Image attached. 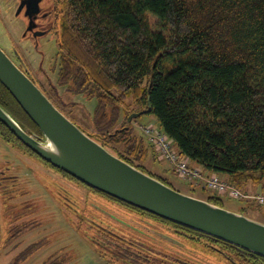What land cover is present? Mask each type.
Instances as JSON below:
<instances>
[{
	"label": "trees",
	"instance_id": "obj_1",
	"mask_svg": "<svg viewBox=\"0 0 264 264\" xmlns=\"http://www.w3.org/2000/svg\"><path fill=\"white\" fill-rule=\"evenodd\" d=\"M54 1L65 7L58 10L55 27L59 80L63 85L72 84L77 92L96 96L93 120L97 133H87L98 143L153 176L138 162L149 158L158 162L157 147L128 123L133 114L153 115L157 129L192 166L224 177L241 189L264 186V0ZM129 98L142 109L125 113L122 117L126 125L117 129L120 111ZM0 105L27 132L41 135L1 83ZM157 179L175 189L166 180ZM83 186L130 207L146 220L191 233L198 240H209L215 250L235 248ZM56 197L76 213L66 199L57 193ZM206 200L224 207L217 195ZM248 204L247 209L258 214L263 211L262 205ZM247 209L243 207L242 211ZM87 221L100 235L113 237L118 248L130 249L127 232ZM96 245L103 250L108 247L105 243ZM140 248L136 256L148 254L144 245ZM150 252L154 264H187ZM245 253L264 264V258ZM235 255L243 260L248 256ZM65 262L56 258L43 264ZM133 263L137 264L136 259Z\"/></svg>",
	"mask_w": 264,
	"mask_h": 264
},
{
	"label": "rangeland",
	"instance_id": "obj_2",
	"mask_svg": "<svg viewBox=\"0 0 264 264\" xmlns=\"http://www.w3.org/2000/svg\"><path fill=\"white\" fill-rule=\"evenodd\" d=\"M55 4L54 0H41L37 23L39 29L47 31V34L35 38L31 34L25 35L26 10L20 13L19 7L16 9V0H0V46L19 64L15 54L17 51L28 74L30 71L36 84L46 92L49 99L77 126L96 134L93 120L98 106L96 96L77 92L72 84L63 85L59 80L55 27L58 10L62 11L65 7ZM126 102L120 111L121 121L116 125L117 129L126 125L122 117L125 113L142 109L133 98ZM107 113L110 114V108ZM128 123L147 139V128L158 126L153 115H144ZM19 146L0 140V171H7V175L12 177L8 180L9 184H19V192L24 194L16 199L11 198L7 203L5 193L8 194V191H4L5 187L0 189V264H43L56 258L65 259V264H134L135 259L137 264H154V255L150 251L163 253L187 264H250L223 247H215L218 249L215 250L209 242L198 240L191 233L160 226L152 220L144 219L128 206L84 189L80 183L71 181L38 156ZM113 147L118 149L120 145ZM157 155L158 162L149 158L138 164L146 167L153 176L166 180L179 192L204 200L213 195V192L201 188L202 185L177 176L172 171V164L162 158L159 152ZM202 172L205 176L209 175ZM241 190L252 196H264V193ZM56 193L66 200L70 198L77 212L61 204ZM220 196L226 209L244 212L250 218L264 223V208L258 214L247 209V202L226 195ZM249 202L259 205L254 201ZM243 207L247 210L242 211ZM87 219L100 222L106 227L111 226L120 233L127 232L131 238L124 237L128 239L126 243H132L130 249L118 248L113 237L100 235L101 232ZM96 242L105 243L108 247H103L105 250L101 247L102 251L97 248ZM141 245L148 250V254L136 256V251L143 249Z\"/></svg>",
	"mask_w": 264,
	"mask_h": 264
},
{
	"label": "water",
	"instance_id": "obj_3",
	"mask_svg": "<svg viewBox=\"0 0 264 264\" xmlns=\"http://www.w3.org/2000/svg\"><path fill=\"white\" fill-rule=\"evenodd\" d=\"M39 2L35 0L32 13L27 12L29 30L36 27L34 15L40 11ZM41 35L42 32L34 33V37ZM15 54L23 69L0 46V83L41 135L27 132L1 105L0 123L24 147L88 188L264 258L263 222L179 192L113 154L49 99L29 76L19 53ZM142 114L131 115L129 122Z\"/></svg>",
	"mask_w": 264,
	"mask_h": 264
},
{
	"label": "built area",
	"instance_id": "obj_4",
	"mask_svg": "<svg viewBox=\"0 0 264 264\" xmlns=\"http://www.w3.org/2000/svg\"><path fill=\"white\" fill-rule=\"evenodd\" d=\"M146 131L149 134V141L157 147L160 156L172 164L173 170L180 178L202 185L204 189L218 195H226L234 200L254 201L259 205L264 204V196H252L244 193L237 186L221 179L218 175L205 176L200 168L192 167L188 160L181 157L173 149L167 136L156 127L147 128Z\"/></svg>",
	"mask_w": 264,
	"mask_h": 264
},
{
	"label": "flooded vegetation",
	"instance_id": "obj_5",
	"mask_svg": "<svg viewBox=\"0 0 264 264\" xmlns=\"http://www.w3.org/2000/svg\"><path fill=\"white\" fill-rule=\"evenodd\" d=\"M16 2H17V6H16V9H17V7H19V9L21 10V5H23V8H22V10L20 11V13H22L24 10H26V13L29 11L30 13H32L31 11L33 10V7H34V3H35V0H16ZM15 9V10H16ZM39 9H40V11H41V2H39ZM40 11L36 14V15H34V24H35V28L33 29V30H29L28 28H29V22H30V19H29V16H27V21H26V23H27V31H26V36L28 35V34H31L33 37H34V33H39V32H42L43 33V35H41V36H44V35H46L47 34V31H45V30H42V29H39V24L37 23V19H38V17H39V15H40ZM42 18V17H41ZM39 37V36H38ZM35 38H37V37H35ZM13 59V58H12ZM16 62V61H15ZM21 62L19 61V64H20ZM18 64V63H17ZM29 76H31L32 78H33V76L31 75V73H30V71H29ZM34 79V78H33ZM0 140H4V141H6L7 143H11V144H13V145H17V146H19L20 144H19V142L17 141V140H15L14 138H12V136H10V134L7 132V130L2 126V125H0ZM17 141V142H16ZM19 147H21L22 149H23V147L22 146H19ZM24 150V149H23ZM30 154H32V153H30ZM32 155H34V156H36L35 154H32ZM0 176L2 177V181H1V183H0V189L1 188H3V187H5L6 189H4V191H8V194L7 193H5V195H7V198H6V201L5 202H7V203H9L8 201L9 200H11V198H13L14 197V199H16L17 197H22L24 194H20L21 192H19V188L17 187V185H19V184H17V183H13V184H9V182H8V180H10V178L12 179V177H10L9 175H7V171H3V169L0 171ZM67 177V176H66ZM67 178H69V177H67ZM69 179H71V178H69ZM5 181V182H4ZM13 181H17V179H13ZM71 181H73L72 179H71ZM7 182V183H6ZM76 182V181H75ZM21 185V184H20ZM81 187V186H80ZM22 188H23V186H22ZM83 188V187H82ZM84 189H86V188H84ZM88 190V189H87ZM70 194V193H69ZM1 195H3V194H1ZM11 196V197H10ZM13 199V200H14ZM68 201V206H70L71 207V209H73L75 212H77V209L73 206V205H71V199L69 198V200H67ZM66 201V202H67ZM95 222H97V221H95ZM98 223H100V222H98ZM100 224H102V223H100ZM104 225V224H103ZM105 226V225H104ZM209 241V240H208ZM207 241V242H208ZM212 241V240H211ZM225 246V248L227 247L226 245H224ZM235 249V250H234ZM238 249H236V248H231L230 246H229V252H231V253H235V254H237V253H243V254H245V255H248V256H246L245 257V260H247V262L249 263H251V264H260L261 262H262V260H260L258 257H254V256H251V255H249V254H247V253H245V252H241V251H237ZM235 251V252H234Z\"/></svg>",
	"mask_w": 264,
	"mask_h": 264
},
{
	"label": "crops",
	"instance_id": "obj_6",
	"mask_svg": "<svg viewBox=\"0 0 264 264\" xmlns=\"http://www.w3.org/2000/svg\"><path fill=\"white\" fill-rule=\"evenodd\" d=\"M250 193L260 194L264 193V186H248L247 189Z\"/></svg>",
	"mask_w": 264,
	"mask_h": 264
}]
</instances>
